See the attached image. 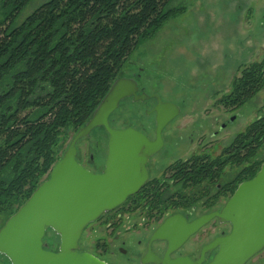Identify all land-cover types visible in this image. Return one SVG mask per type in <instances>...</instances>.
I'll list each match as a JSON object with an SVG mask.
<instances>
[{"label": "trees", "instance_id": "trees-1", "mask_svg": "<svg viewBox=\"0 0 264 264\" xmlns=\"http://www.w3.org/2000/svg\"><path fill=\"white\" fill-rule=\"evenodd\" d=\"M31 1L0 3V216L9 218L49 178L68 131L92 118L131 55L185 11L175 0H48L18 23ZM263 89L264 59L240 68L216 104L236 111ZM263 148L264 113L218 155L207 150L169 166L165 176L180 187L169 201L150 183L122 210L148 207L160 219L168 208H210L256 176ZM229 168L238 171L221 185Z\"/></svg>", "mask_w": 264, "mask_h": 264}, {"label": "rangeland", "instance_id": "rangeland-1", "mask_svg": "<svg viewBox=\"0 0 264 264\" xmlns=\"http://www.w3.org/2000/svg\"><path fill=\"white\" fill-rule=\"evenodd\" d=\"M46 1L32 0L17 22H23ZM172 7H181L185 11L171 18L153 39L140 45L119 74V78L137 79L145 92L158 94L164 102L181 110L164 130V149L149 165L153 181L169 180L165 172L179 160L203 155L207 150L218 155L264 113V89L236 111L216 104L220 97L232 91L240 68L264 59V0H175ZM155 103V100L145 104L125 100L111 117L112 127L138 128L154 138L155 114L147 112ZM75 135L72 130L68 131L66 147L60 150L62 155ZM108 139L103 128L81 140L78 144L81 163L100 171L108 155ZM257 159L264 161V148L259 151ZM237 171V168L227 169L220 184L232 180ZM179 188L173 186L170 191L178 192ZM227 200L220 199L210 208L198 205L183 212L188 211L190 218L194 219L222 208ZM130 206L135 208L132 204ZM121 213L122 219L116 228L106 226L107 218L89 226L81 239V249L107 253L106 260L110 264H139L138 253H142L145 241L164 219L155 215L148 217L142 207ZM110 218L117 219L114 215ZM8 219L6 215L0 216V230ZM230 230V225L220 226L214 221L192 237L179 252L197 257L204 245ZM139 240L143 241L142 247L137 245ZM45 242L49 249L56 250L61 241L54 231L49 230ZM162 245L155 244V248ZM121 248L127 252L121 253ZM0 261L9 264L1 254ZM248 264H264V251Z\"/></svg>", "mask_w": 264, "mask_h": 264}, {"label": "water", "instance_id": "water-1", "mask_svg": "<svg viewBox=\"0 0 264 264\" xmlns=\"http://www.w3.org/2000/svg\"><path fill=\"white\" fill-rule=\"evenodd\" d=\"M134 79H117L92 118L70 142L50 176L0 230V254L9 264H108L98 257L79 252L85 229L103 215L115 211L138 194L149 180L147 164L164 148L163 132L180 115V108L154 97L157 106L155 138L129 127L114 129L110 117L122 101L149 100L138 95ZM98 128L108 133V155L102 173L94 174L78 161V143ZM230 225V232L202 248L198 260L176 258L192 236L211 222ZM49 230L60 237L58 252L47 250ZM165 242L164 258L152 252V244ZM264 251V163L256 176L242 182L221 211L189 222L182 214L168 217L152 234L142 264H204L206 254L216 252L208 264H248ZM0 264H4L0 261Z\"/></svg>", "mask_w": 264, "mask_h": 264}, {"label": "flooded vegetation", "instance_id": "flooded-vegetation-1", "mask_svg": "<svg viewBox=\"0 0 264 264\" xmlns=\"http://www.w3.org/2000/svg\"><path fill=\"white\" fill-rule=\"evenodd\" d=\"M120 79V78H119ZM127 79H134L135 81H137V83H138V86H139V91H138V95H142V94H144V93H146V94H148L147 92H145L144 91V89H142L141 87H140V84H139V82H138V80L137 79H135V78H127ZM151 98L149 99V100H145V101H139L140 103H148V102H151L152 100H155V106L153 107V109H151V110H148V112H147V114H155L154 113V108L157 106V100H156V98L154 97L155 95H158V94H152V95H150V94H148ZM127 99H132V101H133V98H127ZM127 99H125V100H127ZM124 100V101H125ZM124 101H122L121 102V104L124 102ZM134 102V101H133ZM139 102H134V103H139ZM121 104H120V106H121ZM120 108V107H119ZM115 113V112H114ZM113 113V114H114ZM112 114V115H113ZM112 117V116H111ZM111 117H110V124H111ZM170 124V123H169ZM155 125H156V114H155ZM111 127H112V125H111ZM112 128H114V127H112ZM99 129H103V128H99ZM114 129H118V128H114ZM126 129V128H125ZM135 129H137V130H139V131H141L142 133H144L145 135H147L144 131H142V130H140V129H138V128H135ZM155 130H156V126H155V128H154ZM166 129V128H165ZM95 131V130H94ZM164 133V132H163ZM148 136V135H147ZM149 137V136H148ZM150 139H154L155 138V131H154V138H151V137H149ZM163 139H164V135H163ZM164 145H165V141H164ZM164 149V148H163ZM162 149V150H163ZM161 150V151H162ZM157 155V154H156ZM153 159V157L152 158H150V160H149V162H148V164H147V169H148V172H149V180H148V182H147V184H146V186L148 185V184H150L151 183V185L152 184H154V185H152V186H155V187H160L161 188V193L162 192H164V198H169V197H171V195L170 194H173V193H175V192H171L170 190H171V187H173V186H179V184L176 182V181H172V180H167V179H165V180H159V179H156V180H151V178H150V171H149V165H150V163H151V160ZM91 160L93 161V156H91ZM78 161L80 162V164L84 167V168H86L87 170H89L90 172H92V173H94V174H100V173H102L103 172V170H104V168H105V165H104V167H102V169L100 170V171H95V170H93V168H91L90 166H87V165H84V164H82L81 163V161L79 160V158H78ZM171 166V165H170ZM170 177V176H169ZM160 190V189H159ZM159 190H158V192H159ZM152 192V195H154L156 192H157V190L156 189H152L151 190ZM171 192V193H170ZM144 195V194H143ZM143 195H140V197H138V198H141L142 199V201L144 200V201H149V200H152L153 198H154V196H143ZM165 199V200H166ZM170 199H167L166 201H169ZM224 207V206H223ZM222 207V208H223ZM148 208V207H147ZM146 208V209H147ZM222 208H219L218 210H215V211H212V212H216V211H221L222 210ZM146 209H144V212H146L147 213V216L148 217H150V214H149V212L146 210ZM121 211H123L122 210V207H120V208H118L117 210H115V211H113V212H110V213H108V214H105L104 216H102V218H100L97 222H102L103 221V219H105V218H107L106 220V226L107 227H109V226H114V228H116L117 227V222H118V224L121 222V221H119V220H121L122 219V213H121ZM212 212H209V213H205V214H202V215H200L199 217H201V216H203V215H207V214H210V213H212ZM153 214H155L156 212H152ZM166 213V212H165ZM175 214H182L183 216H185L186 218H187V220L189 221V222H192V221H194V220H196L197 218H199V217H197V218H194V219H191L190 218V215H189V213H188V211H186V212H183V210H176L175 208H168V210H167V213L162 217V218H160V219H164L162 222H161V225H162V223L168 218V217H170V216H173V215H175ZM112 215H114V216H116V221H114L113 219H111L110 217H112ZM156 216H158V215H156ZM215 221H217L218 222V224L220 225V226H223L222 224H220L219 223V221L218 220H215ZM96 222V223H97ZM214 222V221H213ZM212 223V222H211ZM210 223V224H211ZM209 224V225H210ZM208 225V226H209ZM208 226H206V227H208ZM160 227V226H159ZM206 227H204L202 230H200L197 234H199L201 231H203ZM89 228V227H88ZM87 228V229H88ZM132 228V227H131ZM86 229V230H87ZM86 230H85V232H86ZM156 231V230H155ZM154 231V232H155ZM84 232V233H85ZM197 234H195V235H197ZM194 235V236H195ZM225 235H227V234H225V233H223L221 236H218V237H223V236H225ZM152 236V235H151ZM151 236H150V238L149 239H147L146 241H145V245H144V250L142 251V253L140 252V253H138V254H140V258H139V264H142V260L143 259H145V257L147 256V254H148V250H149V245H150V239H151ZM194 236H192V237H194ZM191 237V238H192ZM217 237V238H218ZM190 238V239H191ZM213 241V240H212ZM211 241V242H212ZM159 243H161V244H164V245H162V246H160V247H158V249H156L155 248V244H159ZM188 243V242H187ZM186 243V244H187ZM210 243V242H209ZM209 243H207V244H209ZM125 245H126V243H124ZM185 244V245H186ZM206 244V245H207ZM80 245H81V241H80ZM137 245H138V247H142V245H143V241L142 240H139L138 242H137ZM184 245V246H185ZM206 245H204V246H206ZM184 246L179 250V251H181L183 248H184ZM203 246V247H204ZM202 247V248H203ZM151 248H152V252L156 255V256H158V257H160V258H164V256H165V253H166V250H167V244L165 243V242H155V243H153L152 244V246H151ZM202 248H201V250H200V253H201V251H202ZM47 250H49V251H52V252H58V249H56V250H51V249H49V247L47 246ZM177 252V253H175V254H173L171 257L173 258V259H176V258H184V257H188V258H191L192 260H198V258H199V256H200V253H199V255L197 256V257H193V256H191V255H184V254H182V253H180V252ZM79 252H81V253H83V252H87V253H90V254H92V255H94V256H96V257H98L99 259H101V260H103V261H105V262H107L108 264H110L109 262H108V260H106V257L107 256H105V255H107V253L105 254V253H99L98 251H95V249H93V250H87V251H84V250H82L81 249V246H80V250H79ZM104 252V251H103ZM120 252L122 253L123 252V254H125L127 251L126 250H124L123 248H121V250H120ZM215 253L216 252H213V253H208V254H206V261L204 262V264H208L210 261H212V259H213V257H214V255H215ZM109 255V254H108ZM113 256H114V253L112 254ZM147 264H155V263H153V262H149V263H147Z\"/></svg>", "mask_w": 264, "mask_h": 264}]
</instances>
